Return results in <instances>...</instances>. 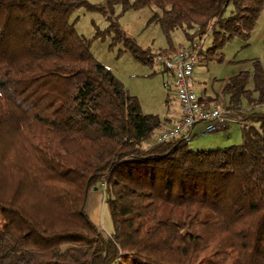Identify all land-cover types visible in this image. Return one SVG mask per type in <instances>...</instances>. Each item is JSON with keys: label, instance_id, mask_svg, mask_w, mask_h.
I'll use <instances>...</instances> for the list:
<instances>
[{"label": "trees", "instance_id": "obj_1", "mask_svg": "<svg viewBox=\"0 0 264 264\" xmlns=\"http://www.w3.org/2000/svg\"><path fill=\"white\" fill-rule=\"evenodd\" d=\"M156 6L169 45L143 49L109 25L134 58L153 64L207 34L201 61H224L249 39L264 0H0V264H264V66L225 82L228 107L253 106L243 141L193 150L190 137L143 142L170 118L140 99L91 51L70 15L84 6L112 19ZM254 79L253 91L248 89ZM219 106L218 92L201 95ZM103 189L113 232L86 211Z\"/></svg>", "mask_w": 264, "mask_h": 264}, {"label": "rangeland", "instance_id": "obj_2", "mask_svg": "<svg viewBox=\"0 0 264 264\" xmlns=\"http://www.w3.org/2000/svg\"><path fill=\"white\" fill-rule=\"evenodd\" d=\"M90 1L100 3L103 0ZM157 11L159 9L152 5L122 12V5H116L111 19L100 10H89L82 6L71 13L70 22L80 34L92 38L91 51L94 56L109 67L124 82L126 88L140 99L142 111L165 118L178 107L172 75L164 70L160 56L153 64L137 61L125 43L115 39L116 33L109 26L112 21H116L122 31L141 48L157 53L169 45L159 21L154 19V13ZM262 12L249 39L234 38L225 45L222 50L224 61H201L197 64L192 86L198 95H203L204 92L219 93L224 79L240 71L247 70L253 74L256 60L261 61L264 66V10ZM172 41L177 48L190 42L186 40L182 29L172 32ZM211 42L212 37L207 36L204 49L210 46ZM166 79L168 86L165 84ZM248 89L254 90L253 77L248 83ZM253 94L256 96L254 91ZM219 95L223 100L221 105L225 103L228 106L222 91ZM252 108L245 98L241 109L243 116L251 113L253 109L264 110V105ZM201 126L205 128L204 124H198L190 136L189 147L193 150L218 149L243 141L244 128L235 121H232L229 130L205 132L199 130ZM154 139L155 137L144 141L143 145H150ZM86 211L105 233L113 232L112 216L104 199L103 189L94 188L90 192Z\"/></svg>", "mask_w": 264, "mask_h": 264}, {"label": "built area", "instance_id": "obj_3", "mask_svg": "<svg viewBox=\"0 0 264 264\" xmlns=\"http://www.w3.org/2000/svg\"><path fill=\"white\" fill-rule=\"evenodd\" d=\"M206 38L207 34L178 46L177 51L169 57H159L164 70L174 79L182 112L181 117L171 127L158 134L159 143L180 137H190L198 124H204L205 132L229 130L232 121L239 123L243 128L250 127V123L244 118L241 110L231 109L225 103L211 107L202 105L200 96L192 87L194 68L200 52L204 49ZM165 84L169 85L167 79Z\"/></svg>", "mask_w": 264, "mask_h": 264}, {"label": "crops", "instance_id": "obj_4", "mask_svg": "<svg viewBox=\"0 0 264 264\" xmlns=\"http://www.w3.org/2000/svg\"><path fill=\"white\" fill-rule=\"evenodd\" d=\"M263 13V12H262ZM201 62V60H198V62H197V64L198 63H200ZM197 64H196V66H197ZM196 66H195V68H194V73H195V71H196ZM194 73H193V82H194ZM227 79L228 78H226V79H224V81H223V85H222V88H221V90H220V92L219 93H221V91H222V89H223V86H224V84H225V82L227 81ZM193 84V83H192ZM193 87V86H192ZM206 91V90H205ZM216 93V92H215ZM210 94H214V93H207V92H204L203 93V95H210ZM176 95V94H175ZM199 96H201V95H199ZM176 100H177V108H176V110L174 111V112H169L168 114H167V116L165 117V118H170V120L162 127V129L157 133V135L155 136V139H154V142H158L157 141V136H158V134L161 132V131H163L164 129H166V128H169V127H171L180 117H181V115H182V112H181V109H180V104H179V101H178V98H177V95H176ZM199 130L200 131H202L203 130V127L201 126L200 128H199ZM228 134H229V132H228ZM229 137H230V135H228ZM227 139V138H226ZM159 143V142H158ZM89 197H90V195H89ZM96 209V208H95ZM94 221H96L94 218H92Z\"/></svg>", "mask_w": 264, "mask_h": 264}]
</instances>
